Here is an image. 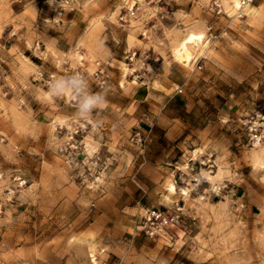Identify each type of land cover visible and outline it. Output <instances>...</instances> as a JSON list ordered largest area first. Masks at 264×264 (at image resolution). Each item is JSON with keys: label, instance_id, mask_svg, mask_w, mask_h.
I'll list each match as a JSON object with an SVG mask.
<instances>
[{"label": "rangeland", "instance_id": "374dc122", "mask_svg": "<svg viewBox=\"0 0 264 264\" xmlns=\"http://www.w3.org/2000/svg\"><path fill=\"white\" fill-rule=\"evenodd\" d=\"M89 1L0 0V264H264V158L260 155L264 128L257 141L249 138L247 129L256 114L264 115L255 107L239 122L244 146L237 150H243V160H231L235 150L227 156L231 161H225L223 154L216 158L186 142L173 146L157 139L156 145H150L149 154L164 160L156 165L166 176L164 187L146 181L142 205H128L127 211L116 213L127 214V226L120 220L121 224L107 225L100 233L109 231L119 242H127L119 256L105 255L97 245L92 190L114 180L105 172L113 167L115 148L106 146L101 156L94 153L101 127L93 119L104 115L116 121L121 150L133 157L142 154L150 141L149 134L138 128L124 135L127 122L102 115L98 105L114 100L126 104L121 92L131 88L125 85L143 72L155 75L161 58L183 63L175 58L173 48L190 30L204 33L202 43L191 44L195 58L209 45L205 28H196V21L167 29L162 12L198 13L214 30L222 25L215 18L217 10L225 19L236 17L223 10L222 0H140L141 17L136 14L127 21L145 37L154 34L147 24L156 21L165 29L164 40L158 43L162 48L135 50L137 57L130 62L119 34L117 43L112 40L116 49L110 56L102 45L105 35L91 31L93 20L75 35L73 28L52 16L59 10H85ZM40 11L51 14L41 17ZM210 150L218 152L214 146ZM133 159L135 171L139 158ZM200 171L204 179L219 175L205 182ZM134 180L145 182L137 176ZM127 187L134 199L143 194L130 179ZM107 212L116 216V211Z\"/></svg>", "mask_w": 264, "mask_h": 264}, {"label": "crops", "instance_id": "0c3cea01", "mask_svg": "<svg viewBox=\"0 0 264 264\" xmlns=\"http://www.w3.org/2000/svg\"><path fill=\"white\" fill-rule=\"evenodd\" d=\"M255 1L243 8L242 16H235L234 19H229V16L225 19L224 13L217 12L215 18L222 21L218 30L208 25L206 16L196 15L198 13L195 12H162L161 18L165 21L167 29L186 20L196 21V28H205L209 45L203 47L197 58L192 55L189 64L169 60V56L164 57L153 70L155 75L143 72L138 79L129 80V85L125 86L131 89L127 93V89L121 92V95L127 98L126 104L118 105L114 100L98 105L102 115H116L120 123L127 122V130L124 133L127 137L135 128L150 136L144 152L133 157L127 150H121V140L116 136V130L119 128L116 121H112L110 116L104 119V115L99 120L93 119L95 124L101 127L98 129L101 135L93 143L94 153L101 156L108 150L106 146L115 148V151H111L115 160L113 167L105 172L114 180L107 184L99 183L92 190L96 195L93 205L97 208L93 225L99 227L97 245L103 248L105 255L111 253L119 256L123 252L122 247H127V242H119L109 231L100 236L105 226H116L121 224L120 220L127 226V214L121 217L116 213L127 211L128 205H142L140 202L148 189L146 181L164 187L166 176L156 166L159 161L164 160L148 152L149 146L154 145L157 139L173 146L190 143L191 147H195L194 150L199 147L208 154H214L216 158H221L223 154L225 161L243 160V150H237L244 146L241 139L244 133L239 123L241 117L254 107L264 113V7L261 8L264 6V0H257L256 5ZM137 5L139 8L135 13L141 17L142 7L139 0H90L85 10H59L52 16L59 19V24L73 28L75 35L82 33L86 24L93 20L95 24L91 31L97 33L100 30L101 36L110 38L108 41H102L103 48L109 51L110 56L112 49H116L112 47L115 44L112 40L117 43L115 35L118 34L123 43V53L145 48L154 49L157 45L162 48L158 43L164 40L165 29L157 25L156 21L151 25L147 24V27L155 32L151 37H145L136 25L132 26L127 20H119V15L128 7L135 8ZM247 8L250 10L246 14L244 11ZM39 13L41 17L51 14L47 11ZM151 20L154 21V18ZM105 137L107 139H104ZM262 143L264 147V136ZM212 146L216 147L219 153L212 152ZM233 150L237 152L230 160L227 156ZM260 155L264 158V150ZM132 158L134 162L139 158V167L135 171L132 169ZM190 159L195 160V157ZM175 167L179 170V167ZM218 173L209 174L208 179H204L201 171L199 175L208 182ZM234 173L236 174L235 171ZM136 176L144 178L145 182L137 183L134 180ZM127 179L141 189L143 194L139 192L140 198L134 199L127 193ZM162 195L164 192L159 194L161 198ZM162 202L157 200L155 203ZM107 209L116 211V216L110 217Z\"/></svg>", "mask_w": 264, "mask_h": 264}, {"label": "bare ground", "instance_id": "6f19581e", "mask_svg": "<svg viewBox=\"0 0 264 264\" xmlns=\"http://www.w3.org/2000/svg\"><path fill=\"white\" fill-rule=\"evenodd\" d=\"M222 5V8H224L223 10H225L226 13L229 14L228 11H231V13L233 12L232 14L230 13L232 16H242L243 8H245L249 4L242 5L239 0H222ZM203 39L204 33L201 31L194 32L190 30L189 32H187V34H185V36L180 39L173 48V54L175 58L178 61L183 62L184 64H189L192 60V53L190 49L191 44L202 43ZM255 159L260 160L259 155H255ZM169 188L174 191V184L170 183Z\"/></svg>", "mask_w": 264, "mask_h": 264}, {"label": "built area", "instance_id": "2783aa9c", "mask_svg": "<svg viewBox=\"0 0 264 264\" xmlns=\"http://www.w3.org/2000/svg\"><path fill=\"white\" fill-rule=\"evenodd\" d=\"M144 1L149 2L151 0H144ZM158 1H160V0H158ZM239 1L242 5L251 4L253 2V0H239ZM138 8H139L138 5L135 6V8L128 7L125 12H123L119 15V20L125 21V20H127V17H133L134 15H136L135 12ZM219 11L220 10H217V12H219ZM136 55H137V51L133 50V51H129V53L126 57L130 62H132L134 59H136V57H137ZM143 57L145 58L146 55L144 54ZM99 72H103V69H99ZM263 128H264V115L263 114H256L255 118L252 121L250 120L248 123V126H247V129L249 131V138L251 140L257 141ZM76 132L77 131L74 130L73 132L70 133L69 140H68L70 147L74 146L73 140H75L74 134H76ZM137 135H138V139L140 140L141 138H140L139 133H137ZM217 188H221V187L217 186Z\"/></svg>", "mask_w": 264, "mask_h": 264}, {"label": "clouds", "instance_id": "9594fccd", "mask_svg": "<svg viewBox=\"0 0 264 264\" xmlns=\"http://www.w3.org/2000/svg\"><path fill=\"white\" fill-rule=\"evenodd\" d=\"M89 103H91V100L89 101Z\"/></svg>", "mask_w": 264, "mask_h": 264}]
</instances>
